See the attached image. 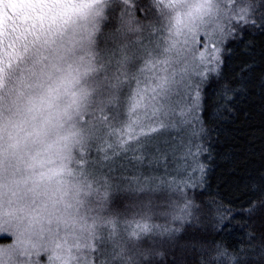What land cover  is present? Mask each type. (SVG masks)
<instances>
[{
	"label": "trees",
	"instance_id": "obj_1",
	"mask_svg": "<svg viewBox=\"0 0 264 264\" xmlns=\"http://www.w3.org/2000/svg\"><path fill=\"white\" fill-rule=\"evenodd\" d=\"M114 1L100 6L0 0V260L32 245L52 257H77L86 264H171L180 255L177 246L187 221L178 213L192 194H185L158 165L133 171L114 163L124 156L121 141L127 138L130 120L140 115L145 93L163 87L173 66L166 65L170 59L165 51H147L142 57L141 51L126 48V40L140 35L127 33L125 24L104 21ZM125 1L120 7L125 23L132 9L144 10L151 22L133 14L135 27L142 28L141 21L154 31L165 25L167 35L181 40L179 30L173 31V3ZM250 2L226 0L224 22L230 15L235 19V12ZM99 12L103 15L95 17ZM230 46L235 51L227 61L229 73L238 70L234 61L239 43ZM100 49L106 63H100ZM61 90L72 99L60 126L68 124L74 131L53 151L51 139L59 137V127L37 124L28 113L37 97ZM171 132L161 127L129 146L160 145ZM217 175L218 170L210 172L206 195L218 194L235 212L255 204L259 193L234 190L225 195ZM236 220L230 237H217L218 247L208 245L203 257L192 253L186 264H237L230 258H239L240 249L248 247L244 233L250 229L243 228L247 213ZM64 244L78 247L63 254ZM221 249L226 250L222 257L217 255Z\"/></svg>",
	"mask_w": 264,
	"mask_h": 264
},
{
	"label": "snow or ice",
	"instance_id": "obj_2",
	"mask_svg": "<svg viewBox=\"0 0 264 264\" xmlns=\"http://www.w3.org/2000/svg\"><path fill=\"white\" fill-rule=\"evenodd\" d=\"M235 17L230 15L207 38L199 35L195 48L200 53L192 59L178 54L164 86L145 93L140 115L130 120L127 138L121 141L124 156L114 161L133 171L158 165L185 194H192L178 213L187 222L177 246L180 255L171 264H186L192 253L203 257L208 245H217V237H230L241 212L248 214L243 224L250 229L244 233L248 247L230 259L264 264V0H251ZM236 43L238 70L229 73L227 61L235 51L230 45ZM165 126L172 132L163 144L129 146L138 136ZM216 170L221 192L259 193L255 204L235 212L218 194L206 195L209 174ZM197 199L199 204H193ZM217 255H226V250Z\"/></svg>",
	"mask_w": 264,
	"mask_h": 264
},
{
	"label": "rangeland",
	"instance_id": "obj_3",
	"mask_svg": "<svg viewBox=\"0 0 264 264\" xmlns=\"http://www.w3.org/2000/svg\"><path fill=\"white\" fill-rule=\"evenodd\" d=\"M71 1V4H81L83 2H92L98 3L104 6V3L107 0L101 2V0H68ZM166 3H173V8L176 12L172 17V21L177 24L173 25V31L177 32L179 30L181 34V40H177L176 36L167 35L166 27L167 26H157V31H154V26L149 27L146 24V21H141L142 28H137L135 25H138L136 21V16L143 15L145 20L148 18L145 11H135L132 9L133 14L129 13L127 17V22H124V15L120 11V7L123 6V0H116L111 2L106 9V15H104V21L106 22H117L125 24L127 33L131 32V35H140L139 37H132L130 40H126V48H130L133 51H141L142 57L146 55L147 51L155 53L158 51V55L163 54L162 52H167L169 56V61L166 65H174L177 58V55L187 56L189 59H192L194 56L200 53L199 49L196 51L195 44L197 37L199 35H204L206 38L210 36L213 31H219L224 25L225 11L222 8V5L225 4L226 0H164ZM127 4L130 2L125 1ZM184 6L183 12L179 10ZM99 7L97 10H100ZM155 10V9H154ZM157 12V11H156ZM160 12V11H159ZM100 13L95 17H100ZM103 15V14H102ZM156 18H159V13L155 14ZM149 19V18H148ZM151 20H148V23ZM153 24V23H151ZM54 25L53 23L51 26ZM48 34V33H47ZM127 38V36H126ZM107 48H111L112 41L107 40ZM106 46V45H105ZM161 52H159V50ZM101 54L103 52L100 49ZM110 52V51H109ZM148 54V53H147ZM144 55V56H143ZM109 62V61H108ZM100 63H106V57L103 55L100 57ZM174 245L168 247L173 249ZM18 247V245H17ZM31 247V248H30ZM30 249H21L19 255L13 257H5L3 260H0V264H86L81 258L77 257L72 258L71 256H50L45 250H41L39 246H30ZM78 245L70 247L69 244L63 245V254L66 252L75 251ZM13 246L11 247V249ZM26 248V247H24ZM72 249V250H71ZM79 249V248H78ZM77 249V250H78ZM170 249V251H171ZM60 257V258H58ZM70 257L71 260L68 258ZM57 258V259H56ZM44 259V260H43Z\"/></svg>",
	"mask_w": 264,
	"mask_h": 264
},
{
	"label": "clouds",
	"instance_id": "obj_4",
	"mask_svg": "<svg viewBox=\"0 0 264 264\" xmlns=\"http://www.w3.org/2000/svg\"><path fill=\"white\" fill-rule=\"evenodd\" d=\"M71 95L65 94L63 90L59 95L49 96L44 93L42 97H37L35 106L28 113L29 119L33 120L37 124H43L47 126L59 127V137L51 139V149L55 151L58 142H62L63 137H71L74 129L68 124L60 126V121L63 119V110L71 102ZM161 258L162 254H161Z\"/></svg>",
	"mask_w": 264,
	"mask_h": 264
}]
</instances>
